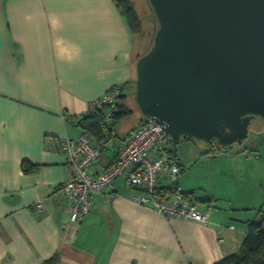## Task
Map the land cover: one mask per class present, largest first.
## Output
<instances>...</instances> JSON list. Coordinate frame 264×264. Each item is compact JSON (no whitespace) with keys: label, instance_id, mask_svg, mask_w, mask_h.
Returning a JSON list of instances; mask_svg holds the SVG:
<instances>
[{"label":"crops","instance_id":"1","mask_svg":"<svg viewBox=\"0 0 264 264\" xmlns=\"http://www.w3.org/2000/svg\"><path fill=\"white\" fill-rule=\"evenodd\" d=\"M134 55L133 35L113 0H0V264H44L56 256L54 264H216L240 251L246 223L263 204L226 183L229 198L211 186L197 189L177 148L185 169L178 185L194 193L207 224L139 205L138 191L121 178L95 196L79 225L69 222L61 186L71 175L60 143L83 132L62 115L87 113L112 86L132 88ZM139 126L123 137L116 131L92 173L112 165L119 143ZM202 158L216 161V177L229 183L245 175L254 186L244 167L253 165L241 164L243 157L214 148ZM23 162L36 169L25 174ZM167 185L159 179L160 189Z\"/></svg>","mask_w":264,"mask_h":264},{"label":"water","instance_id":"2","mask_svg":"<svg viewBox=\"0 0 264 264\" xmlns=\"http://www.w3.org/2000/svg\"><path fill=\"white\" fill-rule=\"evenodd\" d=\"M149 2L158 29L137 54L139 110L174 147L182 136L242 144L264 119V0Z\"/></svg>","mask_w":264,"mask_h":264},{"label":"built area","instance_id":"3","mask_svg":"<svg viewBox=\"0 0 264 264\" xmlns=\"http://www.w3.org/2000/svg\"><path fill=\"white\" fill-rule=\"evenodd\" d=\"M120 94L119 86L111 87L90 104L87 113L115 104ZM62 118L74 126L81 119L68 113H64ZM111 121L112 116L107 113L105 125L110 126ZM170 146L171 141L160 125L150 120L130 131L119 143L115 161L107 170L92 175L91 167L102 156L105 144L99 143L89 133H82L77 139H64L61 150L71 179L63 184L62 190L70 203L69 222L80 223L94 206L93 196L112 188L115 181L122 178L127 187L139 191L133 196L139 205L151 208L166 218L207 224L208 214L199 209L193 197L186 196L179 189L172 195H166L158 186L159 179H167L174 187L180 177V164L167 156ZM228 148L220 147L219 152L227 154Z\"/></svg>","mask_w":264,"mask_h":264},{"label":"rangeland","instance_id":"4","mask_svg":"<svg viewBox=\"0 0 264 264\" xmlns=\"http://www.w3.org/2000/svg\"><path fill=\"white\" fill-rule=\"evenodd\" d=\"M130 1L134 4L136 11L143 20V29L145 33L147 32L146 40L145 42H143V44H141V46H139V36L133 35L135 41L134 61L137 62V54L139 48L140 55L145 54V52L150 50L151 43L149 42V40H151V36L153 37V33L155 35V30L158 28V23H156L155 21V14L149 0ZM135 80L137 81V78H135ZM134 82L135 81H133V84ZM128 86L129 84L124 86L125 90L129 94L127 104L133 109L134 114L130 119L122 121L116 128L117 135L119 137H123L128 130L138 126L142 120L147 118L141 113L136 103V84H134L132 88ZM176 148L178 150L180 159L183 160V157H185L183 160V165L186 167V173L190 172V175L193 177V184L197 189L207 188L208 186H211L207 189L208 191L212 192L214 188L220 197L229 198V196L233 194V191L229 192L227 190H224L221 188V185H225L226 183V185L230 188V184L232 186L231 189H240L241 192H250V196H253L252 203L258 204L261 201V204H263L264 206V200H262L264 197V119L258 117L253 120L249 127L248 138L242 144H234L230 146L228 148L229 153L225 154L228 157H230V155L241 156L244 159L241 164L253 165L252 168H249L247 166L244 167L248 169L250 178L255 181L254 186L248 185L247 182H244L245 175L243 177H241L240 175V177H237L235 181L231 180L229 183L228 180H224V178L221 176L216 177L217 170L219 168L216 161L212 160L213 162H211L206 158H202V162H200L199 160L201 157V153H206L209 149L213 150V147L205 141L195 138L186 141L185 137L182 136L178 141ZM248 157L252 159H249ZM186 160L192 164V169L190 171ZM252 212H254L253 208H251V213Z\"/></svg>","mask_w":264,"mask_h":264},{"label":"trees","instance_id":"5","mask_svg":"<svg viewBox=\"0 0 264 264\" xmlns=\"http://www.w3.org/2000/svg\"><path fill=\"white\" fill-rule=\"evenodd\" d=\"M114 2H115L117 9L120 12V14L125 19L132 35L139 36V40H140L139 46H141V44H143V42H145V40H146V37H147L146 33L147 32L145 33V31L143 29V20L141 19L138 12L136 11L134 4L130 0H114ZM155 21H156V23H158L156 16H155ZM157 29L155 30V34H156ZM154 36L155 35L153 33V37L151 36V40H149V42L151 43V45H150L151 48L153 45ZM139 49H138V54L140 53ZM149 51L150 50L145 52V54H147ZM145 54H141L140 56H144ZM134 84H136V80H135ZM116 86H119V88L121 90V94L117 97L115 104L107 105V106L105 105L104 107H102V109L97 110L95 113H85L81 116H78L81 119H80L78 125L75 126V127H78L81 130V132L89 133V134L93 135V137L99 143L106 144V142L111 140L110 137L112 135H115L116 128L118 127V125L122 121L130 119L134 114L133 109L127 104L129 94L125 92V87H121L120 85H116ZM107 113H110L112 116V121L110 123V126L105 125V118H106ZM149 121H150V119L147 117L143 121H141L140 125L147 123ZM66 124H68L70 126H74L70 123H66ZM185 140L189 141V139H186V138H185ZM190 140H192V138ZM60 145H61V143H60ZM172 146L173 145L171 144V147ZM216 146H218V145H216ZM216 146H212L213 149L216 148ZM173 148L174 149L168 148L167 156L170 159H174V161H176L178 164H180V167H181L180 176H181L183 171H185V169H184L183 165L180 163L179 159L177 157H175L176 147L173 146ZM217 148H220V147H217ZM209 150H212V149H209ZM209 150H208V152H209ZM98 160L92 165L91 170L97 164ZM114 161H115V159H114ZM21 167H22V170L25 174H29L33 170L36 169L32 164H30L28 162H23ZM91 170H90V173L92 175H98L99 173L102 172L101 171L98 174H94V173H92ZM105 170H107V169H105ZM163 180L165 182H167V184L169 183V181L167 179H163ZM178 181H179V179H178ZM63 184H62V186H63ZM177 189L182 191V189L178 185V182L176 183V186H174V187H172L171 184L169 183V185H167L166 187L161 188V190H162L161 192L165 193L166 195H172L174 193V191ZM106 190H108V189H106ZM103 192H101V193H103ZM138 193H139V191H138ZM182 193H184L186 196L193 197L197 201V204L199 205V209L201 210V206H200L201 204L193 196L194 193H192V192L188 193V192H184V191H182ZM98 194H100V193H96L93 197L95 198V196ZM80 223H77V224L74 223V224L79 225ZM246 229H247L246 236L243 240L242 247H241L240 251L225 257L224 259H222L221 261H219L216 264H264V210L263 209L258 211V217L257 218L247 221ZM57 259H58V256L54 257V259H50V260L46 261L44 264H54Z\"/></svg>","mask_w":264,"mask_h":264},{"label":"flooded vegetation","instance_id":"6","mask_svg":"<svg viewBox=\"0 0 264 264\" xmlns=\"http://www.w3.org/2000/svg\"><path fill=\"white\" fill-rule=\"evenodd\" d=\"M217 145V143L214 141L213 142V144L211 145V146H216ZM218 146H216V148H217Z\"/></svg>","mask_w":264,"mask_h":264},{"label":"clouds","instance_id":"7","mask_svg":"<svg viewBox=\"0 0 264 264\" xmlns=\"http://www.w3.org/2000/svg\"><path fill=\"white\" fill-rule=\"evenodd\" d=\"M219 149V148H218Z\"/></svg>","mask_w":264,"mask_h":264}]
</instances>
